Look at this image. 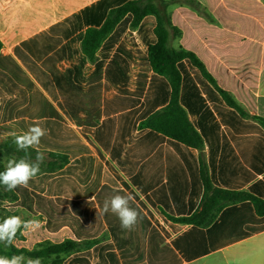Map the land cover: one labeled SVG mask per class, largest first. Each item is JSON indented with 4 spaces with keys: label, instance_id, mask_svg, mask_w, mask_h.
Returning a JSON list of instances; mask_svg holds the SVG:
<instances>
[{
    "label": "trees",
    "instance_id": "1",
    "mask_svg": "<svg viewBox=\"0 0 264 264\" xmlns=\"http://www.w3.org/2000/svg\"><path fill=\"white\" fill-rule=\"evenodd\" d=\"M175 3L208 16L197 0H125L110 12L107 7L100 11L104 23L87 31L83 52L94 60L110 34L107 46L117 44V48L112 54L103 49L96 75L72 79L69 70V79L60 74L55 81H43L28 65L51 100L11 56L0 52V92L5 87L34 92L10 98L0 95V137L6 136L0 139V153L23 156L10 137L39 125L46 135L38 150L47 155L45 171L28 187L9 192L0 185V211L21 208L44 218L32 236L44 233L49 238L33 251L4 249L0 244V255L45 259L65 253L67 264H182L252 235L251 224L264 222V175L255 180L264 174V118L251 115L220 88L193 52L171 45V39L181 35L168 12ZM5 103L8 106L1 111ZM25 103L24 109H13ZM228 135L240 155L229 145ZM88 136L108 158L92 151L85 142ZM149 138L157 142L167 138L173 148L169 156L187 154L194 162L192 150L206 146L207 163L201 162L199 168L194 163L196 177L181 191H176L181 180L171 168L166 182L145 192L143 160L157 146L142 151ZM36 151L29 149L32 158ZM123 177L144 195V201ZM117 194L135 198L130 203L142 219L132 230L123 229L115 214L102 211L104 200ZM5 200L9 204H2ZM1 212L0 220L5 218ZM262 229L264 224L254 230ZM103 230L111 239L99 243L95 238ZM62 235L66 239L61 240ZM84 241L88 248L78 250Z\"/></svg>",
    "mask_w": 264,
    "mask_h": 264
},
{
    "label": "crops",
    "instance_id": "2",
    "mask_svg": "<svg viewBox=\"0 0 264 264\" xmlns=\"http://www.w3.org/2000/svg\"><path fill=\"white\" fill-rule=\"evenodd\" d=\"M124 1L0 0V41L2 42L0 52L11 56L36 87L51 100V95L40 83L31 67L43 81L47 79L55 81L60 74L69 73V70L73 71L72 79L81 80L96 75L97 63L103 60V49H109L112 54L117 44L107 46L111 34L108 35L96 52L95 59L90 60L83 52V40L89 29L100 28L103 25L104 21L100 20V11L107 7L110 12L111 8L117 7ZM197 1L205 8L207 17L188 5L175 3L168 7L173 26L181 32L180 37L171 39V45L193 52L220 88L230 92L251 115L264 118V0ZM127 30L135 33L137 29L129 27ZM108 61L109 59L106 63ZM103 70L104 67H102ZM66 75L69 79V74ZM4 78L7 77L4 76ZM101 79L104 81L103 77ZM24 89L25 93L22 92ZM56 92L57 95H61L58 90ZM0 93L2 97L10 98L30 95L34 92L29 88L5 87ZM53 104L57 107L55 102ZM27 105L28 103H25L16 109V106H13V109L19 111ZM7 106V103L2 105L1 111ZM68 122L77 130L76 125L69 120ZM5 138L6 136L0 137V139ZM10 138H13V135ZM228 140L234 153L240 155L234 139L228 135ZM85 142L92 146H90L91 149L94 147L95 154L100 152L108 158L91 136H88ZM144 142L142 151L157 143L150 156L143 160L145 171L142 174L141 184L145 192L153 191L157 183L160 185L166 182L171 168H173V174L181 180L177 183L180 187L176 191L183 190L184 183L192 182L196 177V173H193L194 163L199 168L201 162L204 164L208 160L206 146L192 150L196 157L194 162L187 154L177 155L175 158L169 156L168 150L173 148L167 143V138L163 142H157L154 138L145 139ZM147 162H150L149 166L146 165ZM263 175H258L255 180L261 179ZM123 178L144 201V195L126 177ZM192 190L190 186L189 191ZM242 190H246V187ZM149 209L154 212L150 206ZM155 216L164 224L157 213ZM41 219L43 225L45 219L42 217ZM263 224L264 222L251 224L248 230L254 231L252 235L205 256L184 261L182 264H195L216 254L223 255L222 264H232L236 261L242 264H264V229L254 230ZM186 228L188 226L182 230ZM110 239L111 236L107 230H103L95 238L99 243L108 242Z\"/></svg>",
    "mask_w": 264,
    "mask_h": 264
},
{
    "label": "clouds",
    "instance_id": "3",
    "mask_svg": "<svg viewBox=\"0 0 264 264\" xmlns=\"http://www.w3.org/2000/svg\"><path fill=\"white\" fill-rule=\"evenodd\" d=\"M14 143L17 151H22L23 156L6 158L5 169L0 171V185H3L6 191L14 192L18 187H28L29 182L36 178L41 172V164L46 157L44 153L38 150L42 137L46 135V129L39 125H34L20 134L13 133ZM29 149H37L35 160L31 158ZM134 196L114 195L103 202L102 211H109L115 214L121 227L126 230H132L133 227L142 219L138 208L131 206ZM42 226V221L38 218L29 220L23 219L19 215H10L0 220V244L5 248H10L15 241L18 232H35ZM0 264H43L42 258H30L20 255H0Z\"/></svg>",
    "mask_w": 264,
    "mask_h": 264
},
{
    "label": "rangeland",
    "instance_id": "4",
    "mask_svg": "<svg viewBox=\"0 0 264 264\" xmlns=\"http://www.w3.org/2000/svg\"><path fill=\"white\" fill-rule=\"evenodd\" d=\"M10 141L13 142V144L15 145L14 138H11ZM8 157H11V156L7 155L6 153H0V168L5 169L6 158H8ZM12 157L19 158L21 156H17V154H13ZM32 159L35 160L34 157ZM46 167H47L46 163L41 164V171H45ZM3 195H5V192H2V196ZM7 200L2 202V204H9V201H7ZM1 213L5 217L10 216V215H19L25 220H29V219L34 218L33 216H31L28 212H26L23 209H15L13 211L7 209V212L4 211ZM35 218H38L42 221L41 217H35ZM45 239L49 240V238L44 233H41L40 237L34 238L32 236V232H18L17 236L15 238L14 244L12 246H15L16 248H19V249L24 248V249H27L29 251L38 250L40 247H42L43 245L46 244L47 241ZM60 239L64 240V239H66V236L62 235L60 237ZM50 241H54V240L51 239ZM88 246H89V244L87 241L80 242L79 246H78V250H84ZM3 248L5 249L4 246H3ZM68 256L69 255L65 254V253L54 254V255H51L49 258L42 259V261H43V264H66V260H67ZM25 257H29V256H25ZM30 258H32V257H30ZM222 261H224L223 255L222 254H216L212 257L206 258V259L199 261L198 263H195V264H222L223 263ZM232 264H242V263L239 261H236V262H233Z\"/></svg>",
    "mask_w": 264,
    "mask_h": 264
},
{
    "label": "built area",
    "instance_id": "5",
    "mask_svg": "<svg viewBox=\"0 0 264 264\" xmlns=\"http://www.w3.org/2000/svg\"><path fill=\"white\" fill-rule=\"evenodd\" d=\"M90 146H91V145H90ZM91 147H92V146H91ZM93 149H94V147H93ZM93 149H92V150H93ZM93 152L96 153L94 150H93Z\"/></svg>",
    "mask_w": 264,
    "mask_h": 264
}]
</instances>
